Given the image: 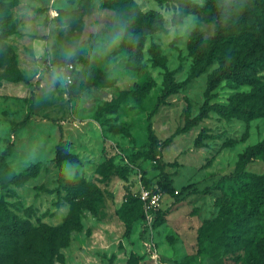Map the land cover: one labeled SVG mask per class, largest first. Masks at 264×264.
Returning <instances> with one entry per match:
<instances>
[{"label":"rangeland","instance_id":"1","mask_svg":"<svg viewBox=\"0 0 264 264\" xmlns=\"http://www.w3.org/2000/svg\"><path fill=\"white\" fill-rule=\"evenodd\" d=\"M0 1L16 3L13 23L0 20V47L11 49L23 77L19 82L3 79L0 85V160L14 142L12 154L0 161V220L6 212L26 229L67 226L69 242L52 264H264V206L243 192L244 180L236 185L224 180L249 146L263 142L264 116L226 118L211 112L175 136L161 153L174 189L189 188L175 196L165 193L163 214L150 223L138 217L130 235L119 216L121 210L137 215L133 208L140 210V191L155 189L161 179L151 149L144 146L147 117L164 83L152 46L161 48L171 70L181 67L176 80L183 81L192 63L193 34L210 40L213 23L196 14L178 21L175 4L135 0L143 12L156 11L164 18L163 29L147 35L139 57L124 47V33L112 29L115 5L124 0ZM195 1L205 7L212 0ZM72 57L77 78L67 85L57 66ZM217 67L215 62L160 107L153 127L161 142L199 114L208 75ZM91 68L104 71L113 84L87 85ZM257 77L264 83V69ZM252 90L225 80L212 102L229 106ZM121 91L130 92L122 102ZM32 96L34 116L13 134L27 117ZM203 130L209 137L198 147ZM62 138L71 142L69 150L79 164L58 166ZM247 171L264 174V157L253 158ZM28 239L26 249L34 241L30 234ZM24 257L23 264L37 260L29 249Z\"/></svg>","mask_w":264,"mask_h":264},{"label":"trees","instance_id":"2","mask_svg":"<svg viewBox=\"0 0 264 264\" xmlns=\"http://www.w3.org/2000/svg\"><path fill=\"white\" fill-rule=\"evenodd\" d=\"M175 4L179 11L176 20H182L188 14L202 16L208 22L214 24V35L210 40H206L202 33L195 32L190 42V55L192 63L190 72L185 80L177 81L176 74L181 67L171 70L158 45H153L151 53L156 65L164 71L163 90L159 96L154 109L147 117L148 142L144 145L149 147L158 168L161 170V179L157 183L155 191H162L171 195H178L182 191H176L170 173L166 171L167 164L163 160L161 147L168 146L175 136L186 133L209 118L211 112L230 118L239 116L246 119H253L264 116V83L257 77L259 71L264 69V0H212L205 7L197 4L195 0H158ZM107 6H112L106 3ZM16 3H5L0 1V20L2 24L8 26L13 23L11 10ZM117 15L112 29L115 32L124 33L123 45L132 53L139 57L146 42L148 34L162 30L164 25L163 16L156 12H143L135 0H124L115 5ZM13 31H9L10 35ZM215 62L218 67L208 75L205 101L201 106L199 114L193 118H187L185 125L177 129L172 137L164 142L158 138L154 127L153 117L157 114L162 105L169 104V97L178 91L186 88L190 82L205 73ZM15 57L10 48L5 45L0 47V68H5L0 72V85L3 79L10 78L14 81H22L20 71L16 70ZM69 63L75 64V57L59 63L57 68ZM13 73L15 76L13 77ZM225 80L234 81L239 84L253 86V90L236 96L229 106L214 104L212 101L216 96V89ZM85 81L89 86L110 87L113 81L107 78V74L100 70L91 68ZM75 84V82L73 83ZM72 84V85H73ZM73 93V90H70ZM130 94L129 91H121L119 101L122 102ZM34 97L32 96L28 115L13 128V134L18 128L25 127L34 116ZM61 129L62 126H60ZM206 130H203L197 140L196 145L201 147L208 138ZM71 142L62 138L57 147L56 162L61 166L64 162L77 165L80 160L77 155L70 152ZM14 142L11 140L8 147L1 156L3 163L12 154ZM262 155L264 157V140L256 146H249L241 155L233 174L224 177L238 183L239 178L244 180L243 192L249 196L251 201L264 206V174L248 172L247 168L253 158ZM72 183V181H71ZM139 211L137 215H129L124 210L119 212V216L126 224L127 235L131 234L133 223L138 217L144 218L143 203L137 197ZM162 215V211H159ZM69 228H49L40 226L35 229H26L22 226L17 216L11 217L5 212L4 219L0 220V264H23L24 254L29 250L35 253V264H52L54 258L58 256L59 249L69 242ZM34 239L33 244L25 247L28 243V235ZM203 227L199 230V241L202 243Z\"/></svg>","mask_w":264,"mask_h":264},{"label":"built area","instance_id":"3","mask_svg":"<svg viewBox=\"0 0 264 264\" xmlns=\"http://www.w3.org/2000/svg\"><path fill=\"white\" fill-rule=\"evenodd\" d=\"M60 72L65 83L67 85H72L77 78L78 68L75 64L69 63L68 65L61 67ZM164 197V192L155 191V189H142L140 191L139 198L143 203L144 218L148 223L152 222L158 212L162 210V203L165 199Z\"/></svg>","mask_w":264,"mask_h":264}]
</instances>
